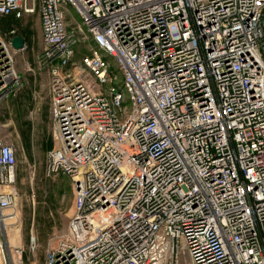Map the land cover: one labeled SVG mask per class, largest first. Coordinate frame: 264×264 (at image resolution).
<instances>
[{
  "label": "built area",
  "instance_id": "2783aa9c",
  "mask_svg": "<svg viewBox=\"0 0 264 264\" xmlns=\"http://www.w3.org/2000/svg\"><path fill=\"white\" fill-rule=\"evenodd\" d=\"M35 12L44 174L74 191L43 264H264V0H0V18ZM16 35L0 33V101L19 85ZM16 170L0 132V264L20 223Z\"/></svg>",
  "mask_w": 264,
  "mask_h": 264
},
{
  "label": "rangeland",
  "instance_id": "374dc122",
  "mask_svg": "<svg viewBox=\"0 0 264 264\" xmlns=\"http://www.w3.org/2000/svg\"><path fill=\"white\" fill-rule=\"evenodd\" d=\"M66 16L71 24L81 23L80 16L71 6ZM10 28H15L24 36L27 47L14 57L19 85L13 94L0 101L1 136L14 145L17 159L14 188L20 231L14 240H11L12 235L8 231V249L12 262L16 261V264H43L48 247L67 230L73 213V183L63 174L51 177L44 174L45 152L53 142L48 137L42 141L46 130L38 115L41 109L49 106L50 75L49 69L40 60L42 41L37 12L19 19L13 16L0 18V33L5 34ZM88 49L87 42L77 44L75 60L79 61ZM105 59L109 62V71L117 73L113 58L106 56ZM117 77L119 80L120 75L117 74ZM109 85L105 83L102 88L106 89ZM49 127L52 128L50 120ZM32 239L35 240L34 248L30 247ZM14 246L23 248L22 252L11 249ZM179 264H189L188 257L183 255Z\"/></svg>",
  "mask_w": 264,
  "mask_h": 264
},
{
  "label": "crops",
  "instance_id": "0c3cea01",
  "mask_svg": "<svg viewBox=\"0 0 264 264\" xmlns=\"http://www.w3.org/2000/svg\"><path fill=\"white\" fill-rule=\"evenodd\" d=\"M20 35L24 38V36L22 34H20ZM24 41H25V38H24ZM48 92L50 94V88L49 87H48ZM38 115H39V118H42L41 121L44 123L43 126H44V129L46 130L45 134H43V136H42V141H43L44 137H48V138H50L52 140V133H51L52 128L49 127V120L51 121L50 99H49V106H48V108L41 109V111H40V113Z\"/></svg>",
  "mask_w": 264,
  "mask_h": 264
},
{
  "label": "water",
  "instance_id": "95a60500",
  "mask_svg": "<svg viewBox=\"0 0 264 264\" xmlns=\"http://www.w3.org/2000/svg\"><path fill=\"white\" fill-rule=\"evenodd\" d=\"M11 44L15 49H20L24 45V38L21 35H16L11 39Z\"/></svg>",
  "mask_w": 264,
  "mask_h": 264
},
{
  "label": "bare ground",
  "instance_id": "6f19581e",
  "mask_svg": "<svg viewBox=\"0 0 264 264\" xmlns=\"http://www.w3.org/2000/svg\"><path fill=\"white\" fill-rule=\"evenodd\" d=\"M19 231H20V230H19L18 227H15L13 230H12V229L9 230V234L12 235V236H11V237H12L11 240H14V239H15V235H18V234H19ZM14 263L16 264V261H14L13 264H14Z\"/></svg>",
  "mask_w": 264,
  "mask_h": 264
}]
</instances>
